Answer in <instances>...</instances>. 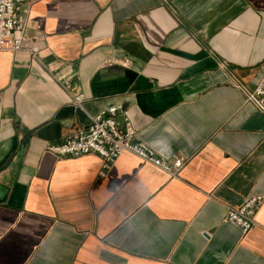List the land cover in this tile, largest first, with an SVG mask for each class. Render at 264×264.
Listing matches in <instances>:
<instances>
[{
	"label": "crops",
	"instance_id": "obj_1",
	"mask_svg": "<svg viewBox=\"0 0 264 264\" xmlns=\"http://www.w3.org/2000/svg\"><path fill=\"white\" fill-rule=\"evenodd\" d=\"M20 14L44 44L0 50V264H264V199L247 232L227 220L264 196V130L243 127L264 0H22ZM115 103L185 159L178 175L125 151L101 177L97 154L47 149L87 125L64 106Z\"/></svg>",
	"mask_w": 264,
	"mask_h": 264
},
{
	"label": "built area",
	"instance_id": "obj_2",
	"mask_svg": "<svg viewBox=\"0 0 264 264\" xmlns=\"http://www.w3.org/2000/svg\"><path fill=\"white\" fill-rule=\"evenodd\" d=\"M21 1L0 0V50H27L33 57H37L44 41L40 36L27 33V24L20 14ZM118 60L120 59L115 58L110 61ZM130 61L129 58L123 59L125 63ZM246 91L247 99L264 112V71L256 86L247 88ZM124 111L123 104H111L94 114L89 124L79 127L61 142L48 144L47 149L57 155L69 157L97 154L101 158L98 172L101 177L107 176L113 162L125 151L139 155L170 175H178L185 159L164 155L153 145L139 138L137 127L130 116L126 114L123 119L119 117ZM263 199V195H253L239 206H229L227 220L247 232L258 222L257 214Z\"/></svg>",
	"mask_w": 264,
	"mask_h": 264
},
{
	"label": "water",
	"instance_id": "obj_3",
	"mask_svg": "<svg viewBox=\"0 0 264 264\" xmlns=\"http://www.w3.org/2000/svg\"><path fill=\"white\" fill-rule=\"evenodd\" d=\"M69 110L72 114H77L83 123L89 124L91 122L90 116L87 115L85 110L76 104H69L67 106H64L61 111ZM244 128H255V129H263L264 130V112H261L260 110H257L253 116L245 122L243 125ZM3 189V192H2ZM9 186L0 182V203L6 202L7 195L9 193ZM2 192V194H1Z\"/></svg>",
	"mask_w": 264,
	"mask_h": 264
}]
</instances>
